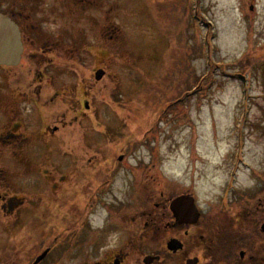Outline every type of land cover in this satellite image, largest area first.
<instances>
[{
    "label": "flooded vegetation",
    "instance_id": "obj_1",
    "mask_svg": "<svg viewBox=\"0 0 264 264\" xmlns=\"http://www.w3.org/2000/svg\"><path fill=\"white\" fill-rule=\"evenodd\" d=\"M240 11V101H252L262 120L264 3L244 0ZM118 12L115 2L103 0H0V13L17 24L23 48L16 65H0V264H264L262 162L254 194L228 193L225 211L210 205L194 222L174 219L168 208L176 195L152 201L162 214L146 213L145 206L139 217L133 204L114 194L109 201L104 196L118 168L110 164L103 174V165L92 163L96 155L71 168L72 155L82 160L87 154V123L101 127L94 101L99 88L88 84L82 55L93 56L90 48H101L104 38L118 39ZM143 178L146 184V171ZM100 208L107 213L95 224ZM111 224L126 231L124 244L133 254L137 249L138 259L123 245L104 244ZM171 238L179 242L174 252L166 248ZM102 248L106 254L91 263H69L71 252Z\"/></svg>",
    "mask_w": 264,
    "mask_h": 264
},
{
    "label": "rangeland",
    "instance_id": "obj_2",
    "mask_svg": "<svg viewBox=\"0 0 264 264\" xmlns=\"http://www.w3.org/2000/svg\"><path fill=\"white\" fill-rule=\"evenodd\" d=\"M103 1L118 5L114 22L120 33L114 42L102 39V50L98 49L102 54L94 56L98 50L90 48L94 57L82 55L88 84L92 81L99 88L94 101L101 127L93 130L87 123V154L82 160L72 155L71 168L88 163L94 155L92 163L102 164L103 174L105 166L115 164L118 172L111 194L104 197L110 201L114 194L122 203L133 204L135 217L145 206L146 213L162 214L163 208L153 202L165 196L193 193L201 210L214 205L217 213L225 211L217 207L229 189L230 197L235 191L254 194L260 162L264 176V119L252 101L246 106L240 101L236 74L244 0ZM95 67L106 71L98 82L92 77ZM199 75L201 92L194 93ZM2 93L0 89V98ZM10 179L13 189L17 174ZM106 213L98 209L95 224ZM125 240L120 225H109L104 244L123 245L132 254L130 259H138L137 249L133 254ZM105 249L71 252L69 263H91L104 256Z\"/></svg>",
    "mask_w": 264,
    "mask_h": 264
},
{
    "label": "water",
    "instance_id": "obj_3",
    "mask_svg": "<svg viewBox=\"0 0 264 264\" xmlns=\"http://www.w3.org/2000/svg\"><path fill=\"white\" fill-rule=\"evenodd\" d=\"M22 49L18 26L8 16L0 13V64L16 65L20 60ZM103 75V70H97L95 78L99 80ZM171 210L180 221L193 222L198 218L192 198L188 199L185 196L176 198L171 204ZM167 247L169 250L176 251L179 248V242L171 239Z\"/></svg>",
    "mask_w": 264,
    "mask_h": 264
},
{
    "label": "trees",
    "instance_id": "obj_4",
    "mask_svg": "<svg viewBox=\"0 0 264 264\" xmlns=\"http://www.w3.org/2000/svg\"><path fill=\"white\" fill-rule=\"evenodd\" d=\"M199 50L201 51V48H200V47H199ZM198 82H199V77L196 78V80H195V82H194L192 88H193Z\"/></svg>",
    "mask_w": 264,
    "mask_h": 264
}]
</instances>
